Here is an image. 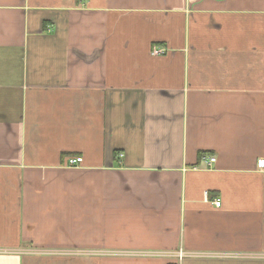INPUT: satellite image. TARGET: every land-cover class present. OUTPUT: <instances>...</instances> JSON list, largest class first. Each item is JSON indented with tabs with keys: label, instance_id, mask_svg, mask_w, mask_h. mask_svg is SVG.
<instances>
[{
	"label": "crops",
	"instance_id": "1",
	"mask_svg": "<svg viewBox=\"0 0 264 264\" xmlns=\"http://www.w3.org/2000/svg\"><path fill=\"white\" fill-rule=\"evenodd\" d=\"M261 159L264 0H0V264H264Z\"/></svg>",
	"mask_w": 264,
	"mask_h": 264
},
{
	"label": "built area",
	"instance_id": "2",
	"mask_svg": "<svg viewBox=\"0 0 264 264\" xmlns=\"http://www.w3.org/2000/svg\"><path fill=\"white\" fill-rule=\"evenodd\" d=\"M163 53V50H154V54H160ZM83 161L82 157H76V158H70L68 161V166L71 167H76L78 165H80ZM216 161L215 157H211L209 160H207L208 165H211L212 163H214ZM258 166L259 167H264V159L259 160L258 162ZM215 205L217 207H219L221 205V201L220 200H216L215 201Z\"/></svg>",
	"mask_w": 264,
	"mask_h": 264
}]
</instances>
